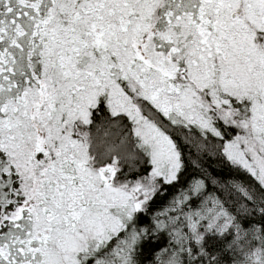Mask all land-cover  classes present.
<instances>
[{
    "label": "snow or ice",
    "instance_id": "1",
    "mask_svg": "<svg viewBox=\"0 0 264 264\" xmlns=\"http://www.w3.org/2000/svg\"><path fill=\"white\" fill-rule=\"evenodd\" d=\"M103 123L146 174L97 150ZM193 125L245 178L230 202L192 177L153 213ZM164 231L175 246L148 261ZM226 259L264 264V0H0V264Z\"/></svg>",
    "mask_w": 264,
    "mask_h": 264
},
{
    "label": "trees",
    "instance_id": "2",
    "mask_svg": "<svg viewBox=\"0 0 264 264\" xmlns=\"http://www.w3.org/2000/svg\"><path fill=\"white\" fill-rule=\"evenodd\" d=\"M126 130V128L121 129L115 125L110 126L107 123L100 124L98 127L94 125L91 129L98 151L104 152L111 147L114 153L122 157L121 165L124 171L128 172L131 169L130 175H144L150 170L146 157L133 146L130 140L121 143L123 133ZM227 131L228 138L230 139L240 130L236 126H231ZM178 143L185 161L181 181L179 184H175L174 187L165 185L166 191L157 193L150 203L151 211L153 213L163 211L182 187H188V181L192 177L204 179L205 195L209 192L215 193L222 198L229 199L231 202L232 196H235V193L229 196L225 186L233 179H244L245 177L239 175L236 166L232 165L224 156L222 152L224 141L212 134L207 137L203 136L200 130L193 125L191 129L186 130V133L181 136ZM131 153L135 154V158L129 155ZM240 172H243V170L241 169ZM189 203L196 206L199 200L195 196H191ZM242 215L245 216L246 226L248 222L259 223L261 219L258 213L255 216L243 213ZM161 218L163 219V216ZM145 219H150V214H146ZM166 246H175V242H170L167 231H164L162 236L157 234L156 239L149 246L152 252L151 255L147 254L146 249L145 255L147 256V260L155 261L156 252ZM228 256L235 258L230 252ZM223 264H230V261L226 259L223 261Z\"/></svg>",
    "mask_w": 264,
    "mask_h": 264
}]
</instances>
